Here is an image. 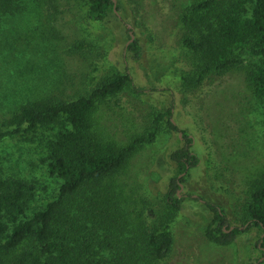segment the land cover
Instances as JSON below:
<instances>
[{"label": "rangeland", "instance_id": "rangeland-1", "mask_svg": "<svg viewBox=\"0 0 264 264\" xmlns=\"http://www.w3.org/2000/svg\"><path fill=\"white\" fill-rule=\"evenodd\" d=\"M114 1L118 8L104 22L89 21L85 0H19L14 12L0 14V130L4 118L28 100L73 99L129 73L123 90L97 101L102 134L126 144L169 108L177 126L171 129L163 114L152 142L110 176L130 232L149 231L169 211L164 198L176 174L170 153L184 144L181 129L199 161L178 191L181 208L168 216L171 252L156 264H259L258 228L225 245L204 234L211 217L204 202L223 206L232 225L241 223L249 185L264 169L261 103L245 82L246 66L258 57L243 56L238 67L198 81L200 60L179 40L187 31L182 12L193 0ZM129 29L141 48L137 60L126 49ZM50 134L39 126L0 140V173L33 182L29 212L51 200L60 184L45 166Z\"/></svg>", "mask_w": 264, "mask_h": 264}, {"label": "trees", "instance_id": "trees-1", "mask_svg": "<svg viewBox=\"0 0 264 264\" xmlns=\"http://www.w3.org/2000/svg\"><path fill=\"white\" fill-rule=\"evenodd\" d=\"M49 5L51 0H35ZM91 22H104L118 5L114 0H85ZM19 0H0V14L12 13ZM181 23L187 27L181 45L200 60L197 80L209 73L222 75L243 63V56H256L246 67L245 82L261 103L264 117V0H193L184 9ZM126 49L138 59L141 48L131 29ZM131 82L130 74H116L73 99L28 100L4 118L0 140L37 127L51 130L45 145L47 172L60 179L56 195L29 212L34 198L33 182L0 173V264H156L171 252L173 235L168 216L181 208L178 193L198 156L191 151L192 138L179 130L184 144L170 153L176 174L168 184L165 204L169 211L149 231L131 233L127 213L114 195L110 176L117 173L143 144L152 142L158 120L154 117L146 134L119 145L102 134L97 125V101L115 95ZM141 92V89H137ZM182 131V132H181ZM204 205L211 213L206 238L229 244L256 227V248L264 264V169L251 181L244 203L246 219L232 225L223 206ZM167 216V217H166Z\"/></svg>", "mask_w": 264, "mask_h": 264}, {"label": "water", "instance_id": "water-1", "mask_svg": "<svg viewBox=\"0 0 264 264\" xmlns=\"http://www.w3.org/2000/svg\"><path fill=\"white\" fill-rule=\"evenodd\" d=\"M261 259H259V261H260ZM254 264H257V263H254Z\"/></svg>", "mask_w": 264, "mask_h": 264}]
</instances>
